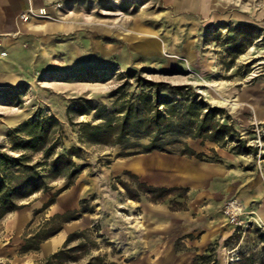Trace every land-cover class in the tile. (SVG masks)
I'll list each match as a JSON object with an SVG mask.
<instances>
[{
  "label": "rangeland",
  "instance_id": "obj_1",
  "mask_svg": "<svg viewBox=\"0 0 264 264\" xmlns=\"http://www.w3.org/2000/svg\"><path fill=\"white\" fill-rule=\"evenodd\" d=\"M193 1L47 0L22 19L30 26L23 36L0 42V153L41 160L43 152L14 149L26 139L18 128L53 116L60 131L49 129L51 157L73 148L74 162L86 164L60 193L67 179L48 178L38 167L46 187L0 216L1 264H35L60 248L65 253L56 264H193L211 246L215 264L250 254L264 264V225L248 217L264 211V117L256 118L260 108L264 116V98L253 96L264 87V0H208L207 9ZM11 78L16 82L4 84ZM156 89L172 101L194 96L222 108L217 118L256 155L234 153L232 141L221 146L189 137L183 141L198 157L122 156L119 145L81 141L79 122L100 120L94 110H80ZM19 109L26 117L6 125ZM133 159L148 165L139 172L118 165ZM155 159L170 167L194 163L195 178L185 177L186 168L157 169ZM17 170L6 166L0 175ZM232 200L243 208L240 225L226 212ZM24 245L30 251L23 253Z\"/></svg>",
  "mask_w": 264,
  "mask_h": 264
},
{
  "label": "trees",
  "instance_id": "obj_2",
  "mask_svg": "<svg viewBox=\"0 0 264 264\" xmlns=\"http://www.w3.org/2000/svg\"><path fill=\"white\" fill-rule=\"evenodd\" d=\"M125 74L130 76L133 73L127 71ZM120 91L121 87L117 88L114 94ZM92 110H94V119L100 121L96 123L79 122L81 141L89 144L119 145L122 156L161 151L198 157L199 154H196L183 141L186 137L215 142L221 146L227 141H232L234 144L231 150L234 153L256 155V147L248 145L232 124L224 123L217 118L223 111L222 108L212 106L201 98L197 100L194 96H185L180 100L172 101L169 96H161L158 89L139 94L131 93L127 96L122 93L115 98L110 107L89 106L85 110H80L79 114H87ZM52 126L60 131V124L53 116L42 120L30 119L18 128L26 139L14 144V149L43 152L41 160L30 164L27 154L8 157L0 153V174L6 166L18 169L15 174H9L5 178L0 175V216L14 210L17 207V200L46 187L38 167L43 166L47 169L46 177L48 178L67 179L66 184L58 193L67 189L86 167V164L74 162L73 156H76L77 150L73 148L51 157V150L47 147V136ZM262 140L264 142V136ZM243 169L251 170L252 167L246 166ZM52 202L47 203L45 208ZM48 236L50 235L43 238ZM73 236L74 234H69L66 243L70 242ZM260 237L264 239V234L261 233ZM28 251L30 248L24 245L22 252ZM64 253V250L60 248L35 264H56L55 261L61 259ZM254 260V255L250 254L239 258L240 262L236 264H254ZM215 263L212 246L193 259V264Z\"/></svg>",
  "mask_w": 264,
  "mask_h": 264
},
{
  "label": "bare ground",
  "instance_id": "obj_3",
  "mask_svg": "<svg viewBox=\"0 0 264 264\" xmlns=\"http://www.w3.org/2000/svg\"><path fill=\"white\" fill-rule=\"evenodd\" d=\"M189 1H190V3H197L196 1H193V0H189ZM202 6L204 7V9H207L210 6L209 1L208 0H202ZM41 13L45 14V12H43V10H42ZM222 18H226V16H223ZM0 56H5V53H0ZM12 82H16V80H14L12 78L10 80L8 79L7 82H5L4 84L12 83ZM253 96L255 98H257V99L264 98V87L262 89L258 90V91L253 92ZM18 113L19 114L16 117H14V118L12 117V118L8 119L7 122H6V125H8V126L15 125L16 123L20 122V120L22 118L26 117V115H27V113L25 111L20 110V109L18 110ZM263 117L264 116L262 115V109L261 108L257 109L256 118L262 119ZM2 131H3V128L0 127V134H2ZM155 162H156L155 163V167L157 169H161V170L167 169V170H169V172H173V174H175V173L176 174H181V173H183V171H181V170L186 168V169L189 170V172H186V174L185 173H183V174L186 175L185 176L186 178L189 177L190 179H194L195 178L193 175H194V172L196 171L195 169L198 168V167L195 166L194 163H191V162L178 161L175 164H172L171 167H170V165L166 166V164L163 163L162 161H160L159 159H155ZM118 165H120L122 167H127V168H129L131 170L139 172V171L143 170L148 165V163L144 162V161H142L140 159H133V160L127 162V163H122V164L120 163ZM163 184L168 185L169 183L166 182V183H163ZM248 217L250 219H252V220H256L258 222H261L264 225V211L263 210L251 211V212H249ZM231 229H232V225H228L223 233L226 234ZM55 242H56V240L48 242L45 245V248L50 247Z\"/></svg>",
  "mask_w": 264,
  "mask_h": 264
},
{
  "label": "crops",
  "instance_id": "obj_4",
  "mask_svg": "<svg viewBox=\"0 0 264 264\" xmlns=\"http://www.w3.org/2000/svg\"><path fill=\"white\" fill-rule=\"evenodd\" d=\"M47 0H0V42L17 39L30 29L20 15H30L45 8Z\"/></svg>",
  "mask_w": 264,
  "mask_h": 264
},
{
  "label": "built area",
  "instance_id": "obj_5",
  "mask_svg": "<svg viewBox=\"0 0 264 264\" xmlns=\"http://www.w3.org/2000/svg\"><path fill=\"white\" fill-rule=\"evenodd\" d=\"M21 19H26L27 15L22 14L20 15ZM242 206L236 201L232 200L228 202L227 207H226V212L228 214V217L231 219V221L235 225H240L241 222L238 220L239 216L242 214Z\"/></svg>",
  "mask_w": 264,
  "mask_h": 264
}]
</instances>
